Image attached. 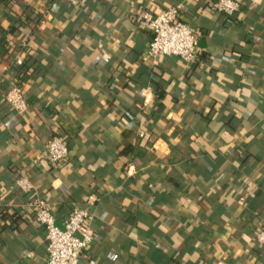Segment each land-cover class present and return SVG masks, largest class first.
<instances>
[{"label":"crops","instance_id":"0c3cea01","mask_svg":"<svg viewBox=\"0 0 264 264\" xmlns=\"http://www.w3.org/2000/svg\"><path fill=\"white\" fill-rule=\"evenodd\" d=\"M213 1L0 0V264H48L35 195L59 227L93 197L84 264H264V0ZM175 4L196 58L145 57L139 12ZM21 47L17 112L3 94ZM53 133L57 166L38 158Z\"/></svg>","mask_w":264,"mask_h":264},{"label":"built area","instance_id":"2783aa9c","mask_svg":"<svg viewBox=\"0 0 264 264\" xmlns=\"http://www.w3.org/2000/svg\"><path fill=\"white\" fill-rule=\"evenodd\" d=\"M70 5L79 6L87 0H64ZM211 7L225 14H232L240 9L238 0H214ZM149 25L151 37L145 51V57L155 59L159 54L174 55L184 61H192L197 55V33L181 18V6L170 5L157 13L146 10L139 12ZM24 42L21 43L23 47ZM18 48L13 62L22 64L23 49ZM146 91H143L144 95ZM4 100L17 112H24L28 103L22 82L9 85L3 94ZM142 134V131H140ZM68 156L65 137L53 133L38 158L47 160L52 165H60ZM17 187L22 191H31L33 183L25 176H17ZM93 197L89 196L85 205H72L63 218V227L54 223V215L45 197L35 195L29 201L34 210L36 221L44 228L46 240V260L48 264H84L82 255L93 240L90 205ZM255 241L264 247V222L254 233Z\"/></svg>","mask_w":264,"mask_h":264},{"label":"trees","instance_id":"16d2710c","mask_svg":"<svg viewBox=\"0 0 264 264\" xmlns=\"http://www.w3.org/2000/svg\"><path fill=\"white\" fill-rule=\"evenodd\" d=\"M3 43H4L3 36L0 34V50L3 49V47H4ZM22 64H23V62H22ZM22 64L18 65V77H19L18 81L19 82H21V80H23V79H26V77H28V74L30 72V70L28 68H23ZM66 144H67V141H66ZM67 147H68V144H67ZM68 151H69V149H68Z\"/></svg>","mask_w":264,"mask_h":264}]
</instances>
